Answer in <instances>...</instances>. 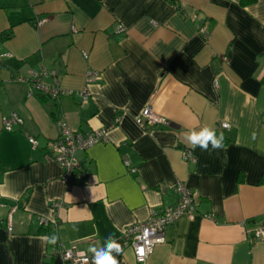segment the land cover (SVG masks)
<instances>
[{
    "label": "crops",
    "instance_id": "crops-1",
    "mask_svg": "<svg viewBox=\"0 0 264 264\" xmlns=\"http://www.w3.org/2000/svg\"><path fill=\"white\" fill-rule=\"evenodd\" d=\"M3 54L0 264H67L47 256L46 235L91 264L89 248L109 234L123 248L119 264H138L121 230L172 204L177 181L193 192L195 214L166 226L145 264H264V240L250 237L264 224V0H0ZM41 65L56 73V99L12 81ZM87 69L101 80L80 104ZM145 106L171 125L145 132L135 121ZM12 112L23 124L7 131ZM58 120L107 130V141L75 152L84 176L69 186L48 157ZM206 125L223 133V148L184 139ZM41 218L56 222L51 234Z\"/></svg>",
    "mask_w": 264,
    "mask_h": 264
},
{
    "label": "built area",
    "instance_id": "built-area-1",
    "mask_svg": "<svg viewBox=\"0 0 264 264\" xmlns=\"http://www.w3.org/2000/svg\"><path fill=\"white\" fill-rule=\"evenodd\" d=\"M44 20L37 21L41 24ZM118 32L122 33L124 28L121 24L117 25ZM197 30L202 36L207 37L208 31L204 24H200ZM4 55H0V62ZM44 78H48L49 82H45ZM101 80V72L95 69H87L85 74V85L79 91L80 104H85L90 92L88 86L92 83ZM13 82H18L26 87V95L31 96L35 93L46 95L52 99H56L60 93L59 82L56 73L52 69H48L41 65L40 70H30L25 75H17L12 78ZM1 82V74H0ZM136 124L139 125L145 132H150L155 128L166 125L167 120L154 112L151 107L145 106L135 117ZM23 124V119L16 113L12 112L8 116L2 118V127L7 131H12L16 126ZM56 138L50 144L49 158L54 160L61 167V180L66 186L71 183L72 176L76 173L84 176L79 171V161L75 156L77 150H85L92 145L107 141V130L100 128L89 132L72 129L65 122L56 121ZM221 128H228L227 123L221 122ZM28 141L32 146H35L37 141L34 137L28 136ZM182 156L185 161L193 160V152L190 148L182 150ZM125 165L130 172H135V168L130 165V161L125 158ZM172 192L175 195V201L172 204L165 205L161 209H151L148 218L145 221L134 222L126 225L121 230V239L126 247L131 248L133 256L138 264H145L147 258L152 253L156 245L164 241V230L166 226L176 222L182 216H193L196 211V202L193 192L182 181H177L172 186ZM58 205L57 202L53 206ZM41 224L55 230L56 222H48L44 218L40 219ZM7 230H12L10 222H8ZM251 239L264 240V224L252 231ZM144 249L145 255L142 258L139 255V250ZM59 254L62 261L67 264H86L89 261V255L79 249L75 244L69 247H64L57 242L55 245L50 244L47 256L51 254Z\"/></svg>",
    "mask_w": 264,
    "mask_h": 264
},
{
    "label": "clouds",
    "instance_id": "clouds-1",
    "mask_svg": "<svg viewBox=\"0 0 264 264\" xmlns=\"http://www.w3.org/2000/svg\"><path fill=\"white\" fill-rule=\"evenodd\" d=\"M184 139L189 143L192 149L200 148L203 151L209 149L218 150L224 146L223 133L217 134L216 130L210 126H203L199 130L190 129L184 133ZM59 237L57 235H46L43 241L48 244L55 245ZM92 253L91 264H119L117 257L123 253V248L117 242L113 234H109L105 238V243L102 247H91L88 250ZM139 255L143 258L145 255L144 249L139 250Z\"/></svg>",
    "mask_w": 264,
    "mask_h": 264
},
{
    "label": "trees",
    "instance_id": "trees-1",
    "mask_svg": "<svg viewBox=\"0 0 264 264\" xmlns=\"http://www.w3.org/2000/svg\"><path fill=\"white\" fill-rule=\"evenodd\" d=\"M249 1H251V0H241V3H246V2H249ZM7 34H5V36H6ZM3 37H4V35H3ZM45 96V95H44ZM47 231L51 234L52 233V230H50V228H47Z\"/></svg>",
    "mask_w": 264,
    "mask_h": 264
},
{
    "label": "water",
    "instance_id": "water-1",
    "mask_svg": "<svg viewBox=\"0 0 264 264\" xmlns=\"http://www.w3.org/2000/svg\"><path fill=\"white\" fill-rule=\"evenodd\" d=\"M166 125H169L170 126L171 124L169 122H166Z\"/></svg>",
    "mask_w": 264,
    "mask_h": 264
}]
</instances>
